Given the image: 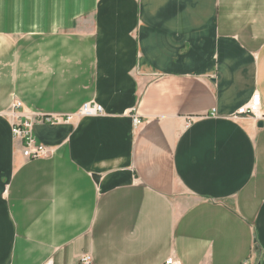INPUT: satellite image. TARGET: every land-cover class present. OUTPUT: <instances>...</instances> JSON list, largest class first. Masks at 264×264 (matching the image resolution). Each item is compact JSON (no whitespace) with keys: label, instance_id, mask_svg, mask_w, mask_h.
Returning <instances> with one entry per match:
<instances>
[{"label":"crops","instance_id":"obj_1","mask_svg":"<svg viewBox=\"0 0 264 264\" xmlns=\"http://www.w3.org/2000/svg\"><path fill=\"white\" fill-rule=\"evenodd\" d=\"M84 255L264 264V0H0V264Z\"/></svg>","mask_w":264,"mask_h":264},{"label":"built area","instance_id":"obj_2","mask_svg":"<svg viewBox=\"0 0 264 264\" xmlns=\"http://www.w3.org/2000/svg\"><path fill=\"white\" fill-rule=\"evenodd\" d=\"M21 107L19 101L13 103V109ZM260 96L255 93L251 97L247 104L240 106L234 116H250L257 122L263 123V116L259 113ZM104 113L103 107L95 102H84L74 113L72 114H42L38 118H34L31 114H25L26 119L19 120V115L16 112L11 113L13 119L11 123V133L14 138L20 141L21 154L26 160L38 159L47 157L51 150L46 145L38 142L32 133V125L34 122L45 123H60L71 122L75 119L82 117H93L102 115ZM140 120L136 117L133 118L134 126L140 124ZM80 262L83 264H90L91 258L89 255L80 256ZM163 264H180L173 256L165 259ZM242 264H253L249 259L244 260Z\"/></svg>","mask_w":264,"mask_h":264},{"label":"water","instance_id":"obj_3","mask_svg":"<svg viewBox=\"0 0 264 264\" xmlns=\"http://www.w3.org/2000/svg\"><path fill=\"white\" fill-rule=\"evenodd\" d=\"M260 124H262V123H260ZM96 177V176H95ZM97 178V177H96Z\"/></svg>","mask_w":264,"mask_h":264}]
</instances>
